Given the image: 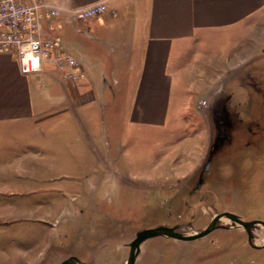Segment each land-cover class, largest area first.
<instances>
[{"label": "crops", "instance_id": "0c3cea01", "mask_svg": "<svg viewBox=\"0 0 264 264\" xmlns=\"http://www.w3.org/2000/svg\"><path fill=\"white\" fill-rule=\"evenodd\" d=\"M66 1L108 6L74 23L41 10L43 38L78 60L66 69L76 80L50 64L24 76L17 55L0 52V202L39 193L82 204L112 198L108 187L124 179L118 149L134 130L165 128L172 107H188L195 92L210 88L209 75L264 56V0ZM90 214L102 220L97 210ZM49 248L47 242L25 259L48 256Z\"/></svg>", "mask_w": 264, "mask_h": 264}, {"label": "rangeland", "instance_id": "374dc122", "mask_svg": "<svg viewBox=\"0 0 264 264\" xmlns=\"http://www.w3.org/2000/svg\"><path fill=\"white\" fill-rule=\"evenodd\" d=\"M213 42L216 50L220 43ZM196 77L188 76L192 83ZM210 77V88L195 92L191 105L172 107L165 128L134 130L118 149L117 171L124 179L115 189L108 187L112 198L82 204L53 200L46 193L6 196L0 202L5 215L0 218V264H61L71 255L95 264H127L128 244L144 229L183 224L177 231L193 235L225 212L264 221V56L241 60L237 70ZM225 107L231 115L251 117L259 133L251 138L241 126L232 144L221 145L207 172L211 150L220 143L215 112ZM106 179L103 175L102 188ZM95 210L101 221L90 214ZM48 212L57 217L46 218ZM220 224L223 228L190 242L148 239L140 244L134 264H264V227H256L251 244L238 223L224 218ZM233 224L238 228L226 229ZM47 242L48 256L25 259Z\"/></svg>", "mask_w": 264, "mask_h": 264}, {"label": "built area", "instance_id": "2783aa9c", "mask_svg": "<svg viewBox=\"0 0 264 264\" xmlns=\"http://www.w3.org/2000/svg\"><path fill=\"white\" fill-rule=\"evenodd\" d=\"M66 0L56 3L47 0H0V52L15 53L24 76L38 74L45 64H50L65 77L76 80L78 74L67 68H75L78 60L63 52L52 39L43 38L41 10L46 9L52 18L66 16L69 23L97 17L106 13V1L87 6H70Z\"/></svg>", "mask_w": 264, "mask_h": 264}, {"label": "water", "instance_id": "95a60500", "mask_svg": "<svg viewBox=\"0 0 264 264\" xmlns=\"http://www.w3.org/2000/svg\"><path fill=\"white\" fill-rule=\"evenodd\" d=\"M210 166V162L206 165V169H208L207 167ZM224 218H229L230 220H233V222L238 223V225H241L242 227H244L248 234H249V240L251 244H253L252 239H253V235H252V231L251 228H254L256 226H263L264 227V221L263 220H255V221H246L245 219H243L241 216H238L237 214L234 213H229V212H225L222 213L218 216H216L213 221L207 226L206 229H204L203 231L197 232L193 235H186V234H181L179 232H177V229L180 226H174V227H165V226H159V227H154V228H149V229H144L141 230L140 232H137L136 238L131 242L130 245V255H129V259L127 264H134L136 257H137V250L140 246V244H142L143 242H145L148 239H151L153 237L156 236H168L170 238H174V239H179V240H185V241H192V240H196L199 238H202L204 236L209 235L211 232H213L214 230H216L217 228L222 227L221 226V221ZM231 226H235V224L231 225ZM61 264H83L80 260H78L77 257H70L66 260H64L63 263Z\"/></svg>", "mask_w": 264, "mask_h": 264}, {"label": "flooded vegetation", "instance_id": "af4514ba", "mask_svg": "<svg viewBox=\"0 0 264 264\" xmlns=\"http://www.w3.org/2000/svg\"><path fill=\"white\" fill-rule=\"evenodd\" d=\"M227 108L225 107L224 108V110L222 111V112H215V124H216V128H217V130H219L220 131V134H219V136H217V141L218 142H220V143H215L214 144V146H213V148H212V150H211V155H210V158L212 159H210L209 160V162H210V166L209 167H207L208 169H206L205 167H204V171H207L208 172V170L210 169V167L213 165V161H214V159H215V154H218L219 153V151H220V148H221V145H223L224 143H227V142H229L230 144H232L233 143V137H234V135H235V132H238V130L241 128V126L242 127H244V126H246V128H247V132H246V134L248 135V136H250L251 138H252V136H255V135H257L259 132L257 131V130H255L252 126H251V123H252V118L251 117H249V116H244V117H246V118H242V117H239V116H235V115H231L227 110H226ZM259 124L260 123H257L256 124V126L258 127V128H260L259 127ZM248 125H250V126H248ZM248 126V127H247ZM262 130V129H261ZM260 130V131H261ZM250 139V138H249ZM249 143H251V142H249ZM208 162V163H209ZM207 163V164H208ZM206 164V165H207ZM203 185V181L202 182H200V187ZM238 216H240V215H238ZM243 219H244V217L243 216H241ZM174 226H184L183 224H175V225H173V226H171V227H174ZM261 226V225H260ZM260 226H256V227H260ZM256 227H254V228H251V231H252V235H253V239H252V242L255 240V233H254V230L256 229ZM261 227H263V226H261ZM221 228H223V227H221ZM227 228H238V226H228V227H226V229ZM242 228V227H241ZM244 230V232H245V234H246V236H247V238H248V240H249V234H248V232H247V230H245V228H243ZM178 230V229H177ZM178 232V231H177ZM136 238V237H135ZM134 238V239H135ZM173 239V238H172ZM247 240V241H248ZM250 242V241H249ZM131 244V243H130ZM129 245V244H128ZM130 246V245H129ZM264 246V245H263ZM131 250V249H130ZM70 257H77L78 258V260H80L83 264H95L94 263V261H91V260H81V258H79L78 256H76V255H71V256H69L68 258H70ZM67 258V259H68Z\"/></svg>", "mask_w": 264, "mask_h": 264}]
</instances>
